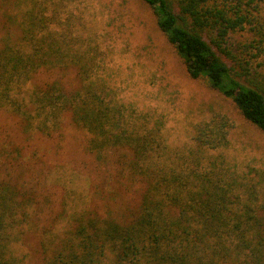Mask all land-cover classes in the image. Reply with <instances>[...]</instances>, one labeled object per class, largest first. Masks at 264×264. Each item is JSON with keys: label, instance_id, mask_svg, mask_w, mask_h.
Instances as JSON below:
<instances>
[{"label": "trees", "instance_id": "obj_1", "mask_svg": "<svg viewBox=\"0 0 264 264\" xmlns=\"http://www.w3.org/2000/svg\"><path fill=\"white\" fill-rule=\"evenodd\" d=\"M70 1L0 0V108L25 134L50 137L69 113L97 159L127 150L122 166L138 201L119 213L74 212L62 232L46 236L37 214L45 201L24 176L31 167L15 171L21 148L0 142V264H24L14 245L29 231L40 235L42 264H101L108 255L114 264H264V170L239 172L210 153L228 145L232 122L214 113L195 125L191 147L171 153L160 125L142 114L131 120L93 78L95 52L69 22ZM144 1L187 75L204 77L264 132V74L253 64L264 54V0ZM70 66L73 90L57 79L29 86L40 72Z\"/></svg>", "mask_w": 264, "mask_h": 264}, {"label": "rangeland", "instance_id": "obj_2", "mask_svg": "<svg viewBox=\"0 0 264 264\" xmlns=\"http://www.w3.org/2000/svg\"><path fill=\"white\" fill-rule=\"evenodd\" d=\"M65 10L75 32L82 34L84 47L95 52L93 78L109 88L131 120L140 121L136 116L142 114L148 126L160 125L167 150L173 153L191 147L195 125L222 113L232 122L229 142L210 153L222 155L239 172L264 170V132L244 119L232 101L212 89L204 77L187 75L182 58L144 0H71ZM244 35L235 38L242 40ZM257 63L264 74V54L254 59L253 64ZM53 79L70 90L79 85L76 68L70 66L40 72L29 86ZM18 121L0 108V142L9 143V150L21 148L23 163L15 171L31 167L24 176L45 201L37 214L48 230L46 236L62 232L74 212L119 213L137 203L139 191L127 183L123 167L127 150H110L103 159L95 158L86 148L89 134L72 122L69 113L51 137L25 134ZM16 156L17 151H12L10 157ZM13 169L9 167L11 174ZM25 235L14 245L16 251L25 256L24 264H42L44 258L37 251L39 233ZM101 264L114 262L108 255Z\"/></svg>", "mask_w": 264, "mask_h": 264}]
</instances>
